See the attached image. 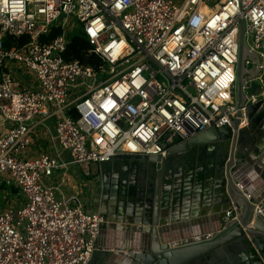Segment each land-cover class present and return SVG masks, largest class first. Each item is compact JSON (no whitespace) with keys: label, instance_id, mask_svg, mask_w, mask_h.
<instances>
[{"label":"built area","instance_id":"obj_1","mask_svg":"<svg viewBox=\"0 0 264 264\" xmlns=\"http://www.w3.org/2000/svg\"><path fill=\"white\" fill-rule=\"evenodd\" d=\"M210 2L0 0V188L19 199L0 210V264H89L105 217L87 212L74 169L166 156L232 123L241 21L258 68L245 103L264 105V0ZM76 25L100 64L65 56ZM6 35L29 40L4 48Z\"/></svg>","mask_w":264,"mask_h":264},{"label":"crops","instance_id":"obj_2","mask_svg":"<svg viewBox=\"0 0 264 264\" xmlns=\"http://www.w3.org/2000/svg\"><path fill=\"white\" fill-rule=\"evenodd\" d=\"M244 135L246 145H239L235 152L242 163L234 171L243 170L238 181L242 190H247L250 199L264 211V112L251 120ZM228 152V148L219 144H209L167 157L172 176L171 180L163 183L161 202L171 209L177 208L176 215L172 211L165 225L170 236L174 235L178 240L193 238L201 236L202 231L212 232L217 224H221L222 215L230 206L221 176L223 158ZM94 168L99 185L118 189L124 212L119 215L106 213L97 251L89 264H125L129 261L128 249L142 247L147 242V235L141 230L145 226L129 220L140 215H128L127 209L132 200L136 206L148 202L151 170L141 161L123 158H114ZM152 200L151 203L155 198ZM195 232L198 235H194ZM260 261L256 249L249 242H240L188 264H260Z\"/></svg>","mask_w":264,"mask_h":264},{"label":"water","instance_id":"obj_3","mask_svg":"<svg viewBox=\"0 0 264 264\" xmlns=\"http://www.w3.org/2000/svg\"><path fill=\"white\" fill-rule=\"evenodd\" d=\"M247 58L256 60V56L251 53L246 44L245 22L241 21L237 67L238 112L231 124L219 128H208L170 148L166 156L119 155L115 157L141 161L152 172L149 176L148 202L136 206L132 200L127 209L128 215H135V213L140 215L139 218L129 220L132 223L145 226L141 230L146 233L147 242L142 247L129 248L126 253L129 261L125 264H188L222 247L236 245L240 242H249L256 249L261 260L260 264H264V211L260 212L262 207L257 208L256 202L247 197L249 192L245 189L242 190L241 183L238 181L242 177L243 170L234 171L235 167L242 163L241 158L236 156L235 152L239 145H246L244 143L246 127L249 126L251 120L258 113L264 112L262 102L249 105L245 103L244 77L248 72L252 77L258 73V68L248 69L245 66ZM243 108H245L244 111ZM243 117L248 120L246 126L241 125ZM209 144H219L229 150L226 157L223 158L222 187L225 186L229 197V208L232 204H236L239 207V215L237 219L228 221L225 218V212L222 215L221 224H217L212 232L204 233L202 231L201 236L195 232L194 235L198 236L178 240L176 236L168 234L169 228L165 226L172 216V211L176 215L177 208L171 209L161 202L164 189L163 183L171 180L172 176V171L167 164V157L182 154L200 145ZM152 197L155 198V201L151 203L153 201ZM120 209L121 212H124L123 208ZM172 218H175V216L173 215Z\"/></svg>","mask_w":264,"mask_h":264},{"label":"rangeland","instance_id":"obj_4","mask_svg":"<svg viewBox=\"0 0 264 264\" xmlns=\"http://www.w3.org/2000/svg\"><path fill=\"white\" fill-rule=\"evenodd\" d=\"M182 0H180L181 2ZM217 0H211V5L213 2ZM76 30L74 33L79 32V26L76 25ZM95 168L92 167L93 174L89 177L84 176V174L81 172L80 169H74L71 172V175L73 178H75L76 182L78 183L80 187V194L81 199L84 203V205L87 207L88 213L96 212L97 210V197L95 194V189L98 188L99 184L97 182V178L95 176ZM62 189L65 192H70L71 190L63 186ZM98 191V190H97ZM19 201L17 192L15 191V188L11 187L10 189L1 187L0 188V210H3L4 208L8 207L11 204H16Z\"/></svg>","mask_w":264,"mask_h":264},{"label":"trees","instance_id":"obj_5","mask_svg":"<svg viewBox=\"0 0 264 264\" xmlns=\"http://www.w3.org/2000/svg\"><path fill=\"white\" fill-rule=\"evenodd\" d=\"M59 33H61L60 28H54L49 35V38H54ZM29 40L28 36H22L20 38H14L13 36L6 35L3 38L2 45L4 48H10L11 46H22L27 43ZM90 45L82 33L79 31L78 33H72L70 37V41L67 47V51L65 56L68 59H79L81 62L91 65H98L101 63V59L94 53H89ZM4 187V186H2ZM5 188V187H4Z\"/></svg>","mask_w":264,"mask_h":264},{"label":"flooded vegetation","instance_id":"obj_6","mask_svg":"<svg viewBox=\"0 0 264 264\" xmlns=\"http://www.w3.org/2000/svg\"><path fill=\"white\" fill-rule=\"evenodd\" d=\"M94 189L96 190L95 194L97 197V208L103 216L105 215L104 217H106V213L108 212H112L116 215L121 214L120 208L123 206L121 205L123 201L120 199L119 191H117L118 189L113 190L107 185L106 187L99 185L98 188Z\"/></svg>","mask_w":264,"mask_h":264}]
</instances>
